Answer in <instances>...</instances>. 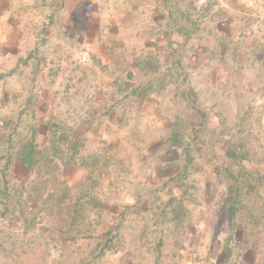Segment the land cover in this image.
<instances>
[{"label": "rangeland", "instance_id": "obj_1", "mask_svg": "<svg viewBox=\"0 0 264 264\" xmlns=\"http://www.w3.org/2000/svg\"><path fill=\"white\" fill-rule=\"evenodd\" d=\"M154 5L161 15L171 12L173 21L192 24L195 32V21L202 13L219 9L221 15L234 19V38L244 50L229 53L230 65L235 77L246 79V86L243 93H233L231 114L222 119L220 129L202 131L205 117L197 110L211 105L214 98L210 101V93L201 92L204 101L193 106L163 91V82L170 77L180 83L181 69H158L155 63L150 70L136 66L174 56L154 51L145 43L137 46L133 35L115 41L105 36L110 46L103 55L113 62L105 69L100 67L98 54L87 56V64L77 55L73 60L60 52L56 41L63 36L50 33L35 53L43 60V75L48 76L44 86H49L53 71L60 69L56 76L62 91L71 87V98L64 96L60 113L54 117L71 141L75 143V137L84 140L83 161L96 156L101 162L88 170H62L60 187L66 183L72 187L73 204L88 191L98 207H86L87 217L80 223L86 236L72 242L59 239L57 224L63 216L45 218L26 232L22 220L4 217L0 210V264H264V0H154ZM13 6L19 16L27 15L28 4ZM70 6L65 0L36 5L37 19L21 21L41 38L46 33L39 28H53L52 21L48 24L43 19L69 12ZM95 6L85 8L83 4L80 10L92 11ZM65 22L58 21L61 27ZM245 25L252 30L244 36ZM71 64L72 72H67ZM12 65L0 52V193L5 188L4 177L10 187L20 188L31 175L16 161L8 164L7 155L10 141L20 133L30 136V127L38 121L21 109L31 67L13 73ZM187 73L185 82L198 83L201 89L202 76ZM151 83L160 101L155 107L156 121L140 115V104L132 95L139 85ZM116 110L126 124L119 130L112 129L118 118L110 116ZM164 123L182 126H176L179 129L172 134L159 125ZM107 129L111 132L106 133ZM52 135V130L43 128L36 133L37 143L49 146ZM175 137L181 138V146H175ZM68 141L60 144L64 153ZM227 148L243 155L242 164L227 156ZM105 163L106 168L99 171ZM227 170L231 176L243 175L239 176L243 206L235 219L221 209L232 184ZM68 204L65 201L62 206Z\"/></svg>", "mask_w": 264, "mask_h": 264}, {"label": "crops", "instance_id": "obj_2", "mask_svg": "<svg viewBox=\"0 0 264 264\" xmlns=\"http://www.w3.org/2000/svg\"><path fill=\"white\" fill-rule=\"evenodd\" d=\"M51 1L63 2V0H0V52L8 61L12 62L13 73L17 69L31 67L30 86L26 95H23L24 101L21 104V109L24 110L23 113L31 114L38 119L36 125L30 127L32 131L41 132L43 128L61 131L62 129L54 116L60 113L61 101L65 99L64 96L71 98V87L67 86L62 91V85L56 76L60 69L53 71L49 86H44L48 76L45 77L42 73L43 66L41 63L43 60L36 58L35 54L39 50V46L49 40V34L51 33L53 36L55 32L63 36L62 40L56 41L57 49H60V52H66L68 57H73V60L79 56L81 57L80 61L84 60V62L87 60V56L93 58L95 54H98L100 56L97 58L102 60L100 67L105 69L111 68L113 64L112 61H107L103 55L110 46V42L105 36H110L112 37L111 41H115L122 35H133L136 37L137 46L145 43L152 50L163 52V55H173L174 59L171 57L169 60L163 58L159 62H153L150 59L146 61L148 64L138 62L139 64L136 66L150 70L153 67L152 63H155L158 64V69L173 68V66L181 69L183 78L180 83L176 82L174 77H170V79L164 80L162 89L187 104L190 103L195 106L200 100H203L200 93L209 92L210 101L214 98L211 105L207 104V107L197 110L205 117L200 128L202 131L220 129L222 119L231 114L229 101L233 93L244 92L246 79L234 76L229 54L237 50H244L243 45L241 46V42L238 45L235 41L236 26L234 19L230 15H221L219 9H214L212 13H202V17L195 21L197 23L196 28H198L195 32L192 24L184 22L183 19L173 21L171 12L161 15L160 10H156L155 5L152 6L154 0H65L71 5L69 12L54 13L48 15L47 18L45 17L43 20H48L46 21L48 24L49 21L53 22V28H39L41 33H46L40 38L38 32L26 28L21 20L37 19L39 15L36 13L37 7ZM18 2L28 4L29 10L26 16L21 17L17 14L13 5ZM83 4L86 6L85 8L87 5H91L92 8L96 5V8L92 11H81L80 6ZM60 17L66 21L63 27L58 23L61 20ZM4 28L6 29L4 30ZM251 30L252 26L247 28L245 25L241 32L245 36ZM26 51L27 54H25ZM86 63L89 64L90 62L86 61ZM72 64L65 68L67 72H72ZM183 70L191 71L193 75L202 76L201 89L197 87L198 83L185 82L188 73ZM70 79L72 78L70 77ZM152 84L147 87L139 85L133 90L132 95L140 104V115L156 121L154 117H156L157 108L155 107H158L160 101L159 96L152 91ZM249 84L252 85V83ZM219 93H221V99ZM147 104L150 106L148 109L145 108ZM115 115L118 119L114 123L115 126H111L112 129L119 130V128L126 126L123 122L124 118L120 116L118 110L110 116ZM46 116L49 118H45ZM180 122L185 126V120ZM181 123L159 125H163L166 130L173 134V131L176 133L179 129L176 126H182ZM197 124L201 125L198 122ZM200 129L196 128L197 131ZM110 132L109 129L106 130V133ZM174 139L175 146H181L179 141L181 138L175 137ZM226 147H229V144ZM16 163L20 162L16 161ZM20 164L22 166V163Z\"/></svg>", "mask_w": 264, "mask_h": 264}, {"label": "trees", "instance_id": "obj_3", "mask_svg": "<svg viewBox=\"0 0 264 264\" xmlns=\"http://www.w3.org/2000/svg\"><path fill=\"white\" fill-rule=\"evenodd\" d=\"M63 131V129L61 131H53L50 145L47 147H42L37 143V131H32L30 136H24L20 133L15 141L13 139L10 141L7 163L12 164L15 161H19L31 175L21 184L20 188L10 187L6 177L3 178L5 188L0 193V206H2L0 210L1 215L4 217L11 215L18 220H22L26 232L37 228L45 218L52 220L63 216L58 219L57 224V226L61 227L59 228V239L64 242H72L86 236V232L80 228L87 217L88 211L86 207L92 204L98 207V204L96 203L97 200L90 196L88 191L83 190V193L75 199L73 204V198L69 195L72 187L66 183L64 185L65 188H61L59 175L62 170L76 167L88 170L101 162L97 161L98 157L96 156H89L86 161H83L80 156L83 152L82 150L85 149L84 140L75 137L74 140L76 142L74 143L69 136L67 137L66 134L62 133ZM67 141V153H64L60 144ZM226 154L237 164H242L241 160L244 158L241 153L227 148ZM106 166L107 163L103 164L99 171L104 170ZM226 172L228 173L227 178L232 180V184L227 190L228 192L221 209L226 216H231L235 219L243 206V195L239 178V176L242 177L243 175L239 174V176L235 177L231 176L232 172L230 170ZM59 187L60 189H58ZM87 198L89 199L85 202L84 200ZM65 201L69 204L64 208L62 204ZM64 212L65 215L63 214ZM80 220L82 221L80 222ZM64 227L65 230L63 229Z\"/></svg>", "mask_w": 264, "mask_h": 264}]
</instances>
